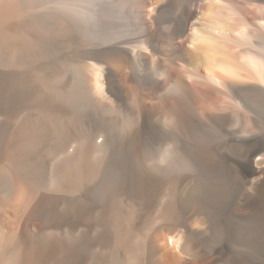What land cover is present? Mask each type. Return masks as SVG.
<instances>
[{"label": "bare ground", "instance_id": "obj_1", "mask_svg": "<svg viewBox=\"0 0 264 264\" xmlns=\"http://www.w3.org/2000/svg\"><path fill=\"white\" fill-rule=\"evenodd\" d=\"M219 2L190 0L162 27L170 0H137L141 29L109 38L94 0H0V264H248L223 244L232 217L264 211V143L248 123L229 161L190 141L211 116L227 131L230 90L262 81L230 43L251 19ZM164 145L166 166H146ZM194 159V175L171 170ZM225 165L217 208L197 179Z\"/></svg>", "mask_w": 264, "mask_h": 264}, {"label": "rangeland", "instance_id": "obj_2", "mask_svg": "<svg viewBox=\"0 0 264 264\" xmlns=\"http://www.w3.org/2000/svg\"><path fill=\"white\" fill-rule=\"evenodd\" d=\"M189 3L190 0H170L165 10L159 15L161 26L166 27L169 23H172V20L176 21L180 18L183 9ZM94 5L98 21L109 20L108 24L112 28L111 33L107 35L109 38L123 37L122 34L124 36L135 34L141 29L142 18L138 11L137 0H94ZM219 6L221 8L229 7L237 12L242 20L251 19L252 24L249 30L242 34H232L230 36L233 39L232 41H239V43L232 42L229 35L228 38L235 49L253 54L259 60L262 68V81L258 82L257 87L241 86L242 88H232L230 90V97H233L236 102L232 103L230 97L228 98L231 107V118L227 123V131L220 130L213 123L218 120V116H211L212 122L194 127L191 130L190 141L193 150H210L216 159L226 158L229 161L226 153L228 145L232 143V134L239 132L246 123L252 127L251 131H255L256 144L264 143V0H220ZM106 12L107 14H105ZM99 40H106V38ZM231 61L239 64L237 56H233ZM136 67L135 71H138L139 66L136 65ZM137 78L143 80L144 76L140 75ZM160 78L162 82H165L164 74ZM164 90H161V93ZM164 94L169 93L165 90ZM99 125L101 126L96 132L97 141L102 144L109 135L111 127L105 121ZM169 125L168 120H163L162 131L169 132ZM185 138L184 133L179 135V141L182 144H185ZM164 148L165 145L162 148V152H166L165 155H161V148L159 151L155 150L146 159L145 165L148 167L156 165L159 169H163L170 158L167 154L170 148L166 150ZM155 152H157V157H155ZM198 169L199 165L194 159L190 167L171 170H175L177 174L191 176L198 173ZM197 181L201 186L209 185L212 187V192L215 193L211 199L217 208H222L225 201L232 196L233 190L229 188L231 179L227 176L226 165L214 174L207 169L201 171ZM223 249L229 257L234 259L243 260L248 264H264V211L257 213V215L232 217L229 221V234L226 241H224Z\"/></svg>", "mask_w": 264, "mask_h": 264}]
</instances>
